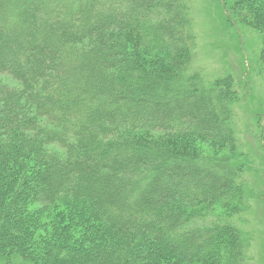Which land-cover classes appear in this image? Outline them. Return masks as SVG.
<instances>
[{
  "label": "trees",
  "instance_id": "trees-1",
  "mask_svg": "<svg viewBox=\"0 0 264 264\" xmlns=\"http://www.w3.org/2000/svg\"><path fill=\"white\" fill-rule=\"evenodd\" d=\"M236 2L230 16L245 23L253 11L252 25L264 33V0ZM187 7L185 0H0V74L19 84L0 82V194L15 179L1 181L3 174L20 166L22 201L43 211L59 201L85 205L110 233L108 243L52 246L45 263L194 264L220 255L226 227L189 210L232 196L234 168L201 164L134 132L236 146L237 90L229 81L196 85ZM29 161L38 166L31 179L22 168ZM18 200L0 222L2 249H22Z\"/></svg>",
  "mask_w": 264,
  "mask_h": 264
},
{
  "label": "rangeland",
  "instance_id": "rangeland-1",
  "mask_svg": "<svg viewBox=\"0 0 264 264\" xmlns=\"http://www.w3.org/2000/svg\"><path fill=\"white\" fill-rule=\"evenodd\" d=\"M185 2L196 39L193 65L196 85L209 90L220 87V81L221 84L229 81L237 90L230 103L236 146H218L195 137L170 140L149 130L134 132L146 142L162 138L169 151L201 164L227 165L236 171L239 189L232 196L216 203L198 201L189 210L195 217L200 216V221L223 224L227 236L221 242L218 257L194 264H225L228 259L239 260L238 264H264V33L252 25L251 10L245 23L239 21L236 14L234 18L230 16L236 0ZM248 4L249 9L252 4ZM0 82L19 87L7 75L0 74ZM55 151L62 154L57 148ZM14 168H9L1 178V181L15 178L9 181H14L12 190L5 189L0 194V204L4 207L2 223L14 196L21 202L26 195L22 189L24 179L18 174L21 167ZM22 168L29 179L32 172L38 170L32 161ZM20 204L24 205L22 211L25 212L24 227L19 235L22 249L0 246V264H47L45 260L52 246L77 249L94 240L97 243L110 241V233L102 231L98 216L85 205L59 201L43 211L30 201ZM232 234L234 237L229 241Z\"/></svg>",
  "mask_w": 264,
  "mask_h": 264
}]
</instances>
